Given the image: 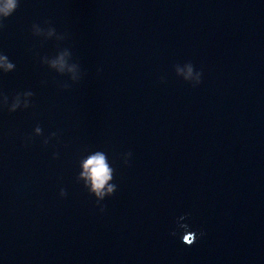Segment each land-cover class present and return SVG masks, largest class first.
<instances>
[{
    "label": "water",
    "instance_id": "water-1",
    "mask_svg": "<svg viewBox=\"0 0 264 264\" xmlns=\"http://www.w3.org/2000/svg\"><path fill=\"white\" fill-rule=\"evenodd\" d=\"M45 20L60 39L31 35ZM65 49L78 81L40 63ZM0 53V92L34 94L0 112V264H264V0H20ZM95 150L102 213L77 180Z\"/></svg>",
    "mask_w": 264,
    "mask_h": 264
},
{
    "label": "clouds",
    "instance_id": "clouds-1",
    "mask_svg": "<svg viewBox=\"0 0 264 264\" xmlns=\"http://www.w3.org/2000/svg\"><path fill=\"white\" fill-rule=\"evenodd\" d=\"M20 6V0H0V28H3L4 21L11 17L17 8ZM30 33L33 37H43L49 39L57 36L56 29L50 26V22L45 20L43 24L32 23L30 25ZM71 53L68 50L58 52L55 56L50 58L42 57L40 60L41 64L47 65L50 70L55 71L60 75H66L70 81H78L80 79L79 68L75 63L70 62ZM16 65L11 62L7 55L0 53V75L14 72ZM100 69H98V72ZM175 73L177 77L182 79L185 83L191 84L193 87L200 85L201 83V72L193 71L191 63H186L183 67L176 65ZM159 83H164L165 78L161 75L158 78ZM70 87L69 84L60 85L62 90H66ZM33 92L31 90L17 91L11 96L0 92V112L6 110L8 113H15L17 110H26L32 107ZM42 135V129L37 124L33 129L31 136L27 137V141L30 143L32 137H40ZM58 133L51 132L43 139L42 144L48 145L49 140L57 139ZM132 156L130 151L123 152L116 159L127 166ZM52 158L56 159V153L53 152ZM113 165V166H110ZM114 159H110L108 154L103 150H95L85 152L79 159V174L77 177L78 181H83V187L87 193L94 198L96 206L99 207V211H104V206L100 204L106 197H111L117 190L115 183H109L113 181L115 173ZM59 197L63 198L66 195L64 188H60ZM185 232H192L193 236H186ZM173 236H178L180 242L185 245H191L195 242L197 236H203V233H197L191 230L190 226L177 225L176 230L171 233Z\"/></svg>",
    "mask_w": 264,
    "mask_h": 264
}]
</instances>
